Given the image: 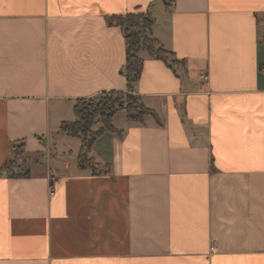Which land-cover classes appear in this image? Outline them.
<instances>
[{
	"label": "crops",
	"instance_id": "0c3cea01",
	"mask_svg": "<svg viewBox=\"0 0 264 264\" xmlns=\"http://www.w3.org/2000/svg\"><path fill=\"white\" fill-rule=\"evenodd\" d=\"M137 7L177 61L138 52L160 121L118 112L92 173L60 126L127 91L111 16ZM263 69L264 0H0V264H264Z\"/></svg>",
	"mask_w": 264,
	"mask_h": 264
},
{
	"label": "trees",
	"instance_id": "16d2710c",
	"mask_svg": "<svg viewBox=\"0 0 264 264\" xmlns=\"http://www.w3.org/2000/svg\"><path fill=\"white\" fill-rule=\"evenodd\" d=\"M111 20L121 26L126 40L127 57L124 74L127 79V92L109 91L90 98L77 99L73 106L75 119L64 121L60 126V130L65 134L80 139L78 167L90 169L92 173H99L103 169V166L90 156L97 138L105 132L121 133L113 124L117 112L124 110L130 121L143 122L147 115L160 121L157 113L146 106L142 96L134 89L144 68V61L139 57L138 52L145 49L151 56L173 67V63L169 61V56L173 57V53L165 49L152 34L155 19L148 8L141 10L137 7L124 15H113ZM13 150L15 157L21 155L24 152V143L20 142ZM2 171H5L8 177L30 175V168L24 162L17 164L15 159L7 161Z\"/></svg>",
	"mask_w": 264,
	"mask_h": 264
},
{
	"label": "rangeland",
	"instance_id": "374dc122",
	"mask_svg": "<svg viewBox=\"0 0 264 264\" xmlns=\"http://www.w3.org/2000/svg\"><path fill=\"white\" fill-rule=\"evenodd\" d=\"M142 51L146 52L145 49H142ZM169 61L172 62V63H175V60H174L172 57H170V56H169ZM125 92H127V91H125ZM122 111L125 112L124 110H122ZM119 112H120V111H119ZM117 113H118V112H117ZM117 113H116V114H117ZM125 114H126V112H125ZM122 115H124V114H122ZM114 117H115V116H114ZM68 139H69V140H67V141H70V140H71V141H72V144H75V145L77 146V148L79 147V145H80V141H79L78 139H74V138H68ZM52 153H54V149H52ZM47 155H48V154L43 155V157H42V158H43V160H42L43 162H45V159L47 158ZM42 158H41V159H42ZM70 160H71V159H70ZM52 167H53V165H52Z\"/></svg>",
	"mask_w": 264,
	"mask_h": 264
},
{
	"label": "built area",
	"instance_id": "2783aa9c",
	"mask_svg": "<svg viewBox=\"0 0 264 264\" xmlns=\"http://www.w3.org/2000/svg\"><path fill=\"white\" fill-rule=\"evenodd\" d=\"M263 70H264V69H263ZM200 79H201L202 81H208L209 76H208L207 73H203V74H201Z\"/></svg>",
	"mask_w": 264,
	"mask_h": 264
}]
</instances>
